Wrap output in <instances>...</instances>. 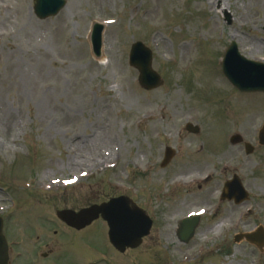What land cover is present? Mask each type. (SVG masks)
<instances>
[{"label":"rangeland","instance_id":"1","mask_svg":"<svg viewBox=\"0 0 264 264\" xmlns=\"http://www.w3.org/2000/svg\"><path fill=\"white\" fill-rule=\"evenodd\" d=\"M95 22L105 23L101 57L90 39ZM231 36L246 57L264 59V0H69L59 15L44 20L36 16L33 0H0V213L10 239L21 242L12 250L13 263L39 258L40 264H179L182 259L264 264V250L235 243L232 235L239 231L237 211L249 202L256 212L239 223L249 230L264 227V144L258 134L264 95L240 93L226 83L216 63L222 48L234 41ZM136 40L152 49L153 69L163 81L154 89L140 86V72L129 63ZM189 120L201 126L192 140L185 139ZM235 133L255 146L252 154L242 144L230 145ZM168 145L176 155L163 168ZM149 159L158 162L155 170L135 166ZM101 160L118 166L96 173L105 169ZM207 170L215 177L203 191L166 182ZM83 171L88 179L67 187L60 182ZM232 173L244 176L250 190L243 207L218 201L216 186ZM47 178L51 182L38 186ZM126 183L136 186L137 198L116 188ZM57 185L62 187L55 191ZM185 194L204 200L176 201ZM119 195L141 204L152 197L162 208L145 206L157 219L137 249L120 254L108 247L103 220L77 233H52L61 225L56 211ZM200 204H211L224 216L209 215L188 243L180 241L171 222ZM172 210L178 213L171 215ZM213 235L212 243L201 246ZM29 236L53 241L55 253L37 257ZM97 251H111L109 260H99Z\"/></svg>","mask_w":264,"mask_h":264},{"label":"water","instance_id":"2","mask_svg":"<svg viewBox=\"0 0 264 264\" xmlns=\"http://www.w3.org/2000/svg\"><path fill=\"white\" fill-rule=\"evenodd\" d=\"M95 49L97 50V54L100 53L99 51V44L97 42H95ZM140 52H143L146 54V52L143 50V48L139 49ZM148 52V57L141 62H135L136 65L140 68L141 70V84L146 87V88H153L158 86L162 81L160 79V76L152 69L151 67V62H152V56H151V52L146 50ZM260 67V66H259ZM231 74V73H230ZM245 77V75H244ZM246 81L247 83H249L252 86L258 85L264 90V66H261V68H258L257 70H253V69H248V73L246 74ZM244 81V82H246ZM109 207H107V211ZM99 208L93 206L92 208L86 209V210H82L80 213L74 214L73 212L70 211H62L59 213V216L61 218H63L65 221H67L69 224L76 226V227H83L86 224H89L94 218H96L98 216L99 213ZM101 212H104V207L101 208ZM116 213V212H115ZM115 213H113L112 211H110V213L108 214V216H106L104 213V217L109 218L110 223H112V226L114 225L113 219H115ZM111 218V219H110ZM113 218V219H112ZM122 218V219H120ZM119 219H116L117 221H120L122 223L126 222V217L122 216ZM112 221V222H111ZM147 230V229H146ZM143 232V231H142ZM146 232V231H145ZM143 232V233H145ZM111 238L112 241L115 242L116 246L121 249L124 250V246L118 243V241L113 240V230L111 229ZM141 239H138L136 241H134L132 243V246H136L139 244ZM8 262V253H7V245H6V241L5 238L2 234V220L0 219V264H7Z\"/></svg>","mask_w":264,"mask_h":264},{"label":"bare ground","instance_id":"3","mask_svg":"<svg viewBox=\"0 0 264 264\" xmlns=\"http://www.w3.org/2000/svg\"><path fill=\"white\" fill-rule=\"evenodd\" d=\"M185 224H187V223H185ZM187 229H190L189 226H187Z\"/></svg>","mask_w":264,"mask_h":264},{"label":"flooded vegetation","instance_id":"4","mask_svg":"<svg viewBox=\"0 0 264 264\" xmlns=\"http://www.w3.org/2000/svg\"><path fill=\"white\" fill-rule=\"evenodd\" d=\"M10 264H12V263H10Z\"/></svg>","mask_w":264,"mask_h":264}]
</instances>
